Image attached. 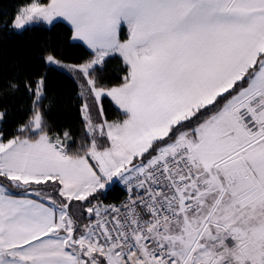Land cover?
<instances>
[{
    "label": "snow or ice",
    "instance_id": "obj_1",
    "mask_svg": "<svg viewBox=\"0 0 264 264\" xmlns=\"http://www.w3.org/2000/svg\"><path fill=\"white\" fill-rule=\"evenodd\" d=\"M59 22L86 58L44 45L36 68L0 67V264H264V0L0 12L12 34ZM53 68L77 87L78 136L47 118Z\"/></svg>",
    "mask_w": 264,
    "mask_h": 264
},
{
    "label": "trees",
    "instance_id": "obj_2",
    "mask_svg": "<svg viewBox=\"0 0 264 264\" xmlns=\"http://www.w3.org/2000/svg\"><path fill=\"white\" fill-rule=\"evenodd\" d=\"M23 0H0V12H11L17 4ZM70 27L59 22L55 26L36 25L23 33L12 34L7 29L0 31V67L4 69V74H8V69L14 61L23 62L29 70L36 68L39 64L41 48L44 45L55 49L57 54L68 61H76L86 58L88 49L80 42L69 39ZM118 61L111 60L107 65L105 79H115ZM49 87L51 94L55 96V102L48 111L47 118L56 128L68 127L74 135H79V117L74 107V98L77 87L73 78L64 71L53 68L49 71ZM19 104V101L16 102ZM109 115L113 116L112 106L106 104ZM19 112L16 105H13L10 116L12 121L9 127L14 126L19 119ZM124 192L117 186H113L105 196L106 201H118L122 199Z\"/></svg>",
    "mask_w": 264,
    "mask_h": 264
},
{
    "label": "rangeland",
    "instance_id": "obj_3",
    "mask_svg": "<svg viewBox=\"0 0 264 264\" xmlns=\"http://www.w3.org/2000/svg\"><path fill=\"white\" fill-rule=\"evenodd\" d=\"M64 23H66V22H64ZM70 27V26H69ZM74 42H79V41H74ZM80 43H82V42H80ZM64 72H66V71H64ZM67 74H69L70 76H71V74L70 73H68V72H66Z\"/></svg>",
    "mask_w": 264,
    "mask_h": 264
},
{
    "label": "water",
    "instance_id": "obj_4",
    "mask_svg": "<svg viewBox=\"0 0 264 264\" xmlns=\"http://www.w3.org/2000/svg\"><path fill=\"white\" fill-rule=\"evenodd\" d=\"M114 185H115V184H114ZM114 185H112L111 188H112ZM111 188H110V189H111Z\"/></svg>",
    "mask_w": 264,
    "mask_h": 264
},
{
    "label": "built area",
    "instance_id": "obj_5",
    "mask_svg": "<svg viewBox=\"0 0 264 264\" xmlns=\"http://www.w3.org/2000/svg\"><path fill=\"white\" fill-rule=\"evenodd\" d=\"M121 188L123 189V187L121 186ZM109 203H111V202H109Z\"/></svg>",
    "mask_w": 264,
    "mask_h": 264
}]
</instances>
